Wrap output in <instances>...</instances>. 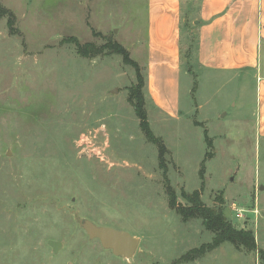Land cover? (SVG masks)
<instances>
[{
	"label": "rangeland",
	"instance_id": "374dc122",
	"mask_svg": "<svg viewBox=\"0 0 264 264\" xmlns=\"http://www.w3.org/2000/svg\"><path fill=\"white\" fill-rule=\"evenodd\" d=\"M190 4L183 10L197 18V0ZM0 6L15 16L13 32L0 14V264H262L264 127L255 79L193 59L195 74L181 78L179 117L147 99L152 131L168 148L166 179L128 98L135 68L119 54L81 56L65 41L112 39L144 71L148 0ZM168 185L183 204L182 191L194 190L206 205L222 204L236 228L254 231L257 249L224 242L181 262L215 235L202 218L184 220L170 207ZM79 218L137 236L134 257L104 249ZM49 240L63 246L54 252Z\"/></svg>",
	"mask_w": 264,
	"mask_h": 264
},
{
	"label": "crops",
	"instance_id": "0c3cea01",
	"mask_svg": "<svg viewBox=\"0 0 264 264\" xmlns=\"http://www.w3.org/2000/svg\"><path fill=\"white\" fill-rule=\"evenodd\" d=\"M195 0H148L143 59L145 96L156 111L180 116V85L185 68L181 52L184 5ZM195 61L202 69L245 73L256 80L259 124L264 127V0H197ZM142 56V53H141Z\"/></svg>",
	"mask_w": 264,
	"mask_h": 264
},
{
	"label": "trees",
	"instance_id": "16d2710c",
	"mask_svg": "<svg viewBox=\"0 0 264 264\" xmlns=\"http://www.w3.org/2000/svg\"><path fill=\"white\" fill-rule=\"evenodd\" d=\"M191 5V4H190ZM188 8V5H187ZM191 6H189V9ZM183 23L182 29H186V40L184 39V33H181V52L182 58L185 64V68L189 72H193L192 60L196 59L197 49V36L196 31L197 25L194 23V19L190 18L187 10H183ZM0 14L8 15V23L11 31L14 32L15 16L14 14L0 6ZM193 21V22H192ZM65 41L72 42L76 45L77 52L84 57H95L101 54H119L122 56L123 61L126 64L132 65L135 68L136 83L129 87V101L132 103L135 113L140 121V128L145 133L146 138L157 145L159 152V166L164 170V176L167 179V160L166 155L168 148L164 142V139L157 136L151 128V124L148 119V111L146 108V96L145 86L146 78L145 73L142 71L139 64L130 57L129 51L117 41L109 39L102 45H96L93 42L81 43L75 37L66 38ZM209 147H212V143H208ZM213 153L207 152L206 158L212 157ZM167 192L169 193L170 207L176 209L181 214L184 220H188L194 217L202 218L205 226L214 233L213 242L202 247L192 250L184 255L181 262H187L191 259L198 258L204 252L211 250L224 242H230L239 249H245L253 251L257 249L256 236L253 230L236 228L232 221L227 218L224 207L219 206H208L201 198V190H194L192 192L182 191L183 199L187 204L178 202L175 190L171 185L167 186ZM223 201L222 197H219ZM261 263L264 264V252L261 251Z\"/></svg>",
	"mask_w": 264,
	"mask_h": 264
},
{
	"label": "water",
	"instance_id": "95a60500",
	"mask_svg": "<svg viewBox=\"0 0 264 264\" xmlns=\"http://www.w3.org/2000/svg\"><path fill=\"white\" fill-rule=\"evenodd\" d=\"M79 223L86 231L89 238L99 239L102 247L112 250L113 254L116 256L130 259L133 258L137 252L140 240L130 232L109 226L98 225L87 218H79ZM49 245L53 248L54 252H58L63 246V243L57 240H49Z\"/></svg>",
	"mask_w": 264,
	"mask_h": 264
},
{
	"label": "built area",
	"instance_id": "2783aa9c",
	"mask_svg": "<svg viewBox=\"0 0 264 264\" xmlns=\"http://www.w3.org/2000/svg\"><path fill=\"white\" fill-rule=\"evenodd\" d=\"M82 140H85V138L82 137ZM86 144L89 145L90 143H86ZM98 153H100V151H98ZM236 211H237L236 216L238 218H243L244 217L243 211L241 209H236Z\"/></svg>",
	"mask_w": 264,
	"mask_h": 264
}]
</instances>
